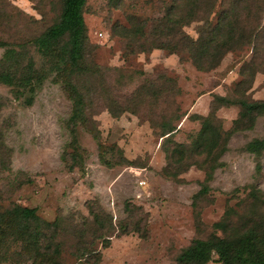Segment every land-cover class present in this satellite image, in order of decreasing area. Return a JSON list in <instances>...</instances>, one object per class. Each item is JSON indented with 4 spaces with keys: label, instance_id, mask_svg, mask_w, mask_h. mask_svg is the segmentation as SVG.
I'll use <instances>...</instances> for the list:
<instances>
[{
    "label": "rangeland",
    "instance_id": "1",
    "mask_svg": "<svg viewBox=\"0 0 264 264\" xmlns=\"http://www.w3.org/2000/svg\"><path fill=\"white\" fill-rule=\"evenodd\" d=\"M61 6L62 0H0V42L7 44L0 45V62L7 48H15L24 51L23 63L32 58L45 72L32 103L0 83V140L6 149V160L0 161V213L16 205L37 208L43 220L57 223L47 236L51 252L60 249L56 261L39 263L30 241L12 238L1 248L0 264H180L183 248L214 232L221 234L214 225L229 207L235 209L230 228L254 218L263 224L264 154L248 152L246 145L264 138V115L253 128L233 133L225 148L221 142L223 151L206 189L205 166L217 152L200 154L195 143L202 127L196 115L209 114L215 95H236L240 69L252 57L251 49L229 52L211 71H200L191 61L159 48L127 55L138 42L130 44L119 26H134L137 16L150 28L164 14L162 2L88 0L84 84L124 102L134 89L167 76L168 92L160 96L157 111L169 108L178 131L171 136L154 131L146 103L140 109L143 119L131 112L115 118L106 103L96 104L100 139L78 127L83 164L71 170L62 157L66 150L74 151L67 127L72 101L32 42L58 17ZM195 27L194 23L185 30L196 36ZM173 83L176 86L169 90ZM240 95L264 99V73L258 72L252 88ZM238 113L237 105L221 106L214 124L229 130ZM100 143L111 164L101 159ZM174 143L186 166L175 178L162 171L167 147L172 149ZM118 149L130 162H114ZM84 251L92 254L82 256ZM208 264L220 263L214 258Z\"/></svg>",
    "mask_w": 264,
    "mask_h": 264
},
{
    "label": "trees",
    "instance_id": "2",
    "mask_svg": "<svg viewBox=\"0 0 264 264\" xmlns=\"http://www.w3.org/2000/svg\"><path fill=\"white\" fill-rule=\"evenodd\" d=\"M87 1L62 0L58 17L32 41L48 61L50 69L57 72L72 101V112L67 127L73 136L69 147L74 151L66 150L62 157L71 170L83 164L81 162L83 148L77 135L78 127L83 126L90 130L96 139H100V129L95 124L94 117L97 115L96 104L106 103L108 111L115 118L131 112L143 119L144 115L140 109L146 103L149 116L147 120L154 131L159 132L161 136H171L178 131L173 121L175 117H172L169 108L157 111L160 96L168 92L166 84L171 81L169 77L159 76L139 86L129 96H124V102H119L113 94L102 96L101 92L90 90L89 86L84 84L82 75L86 68L84 62L88 38L84 10ZM160 1L164 14L155 19L150 28L146 19L137 16H133L137 23L134 26H119V31L130 44H133L131 41L138 42L135 43L136 46L128 48L127 55L134 52L150 53L153 49L159 48L169 54H178L182 61H191L200 71H211L220 66L229 52L245 48L252 51V57L241 66V79L236 84V95L233 97L215 95L209 114L196 115L202 122L195 140L199 153L211 155L217 152L216 157L205 166L207 175L203 189H206L207 182L213 177L214 169L218 166L219 155L223 151L219 149L221 142H225L223 145L225 148L233 133L253 128L257 117L264 115V99H248L240 95L244 89L252 88L258 72L264 73V0ZM194 23L196 36L185 30ZM0 45L7 44L0 42ZM25 58L24 51L7 48L0 62V83L12 87L19 97L24 95L26 101L32 103L45 72L38 70L32 58L23 63ZM175 86L173 83L169 90ZM226 104L237 105L239 113L229 130H221L214 124L215 111ZM172 147V149L167 147V165L162 171L175 178L186 166L183 165L179 146L174 143ZM99 148L103 162L111 164L103 155L105 149L103 143L99 144ZM5 150V145L0 140L1 162L2 159L6 160L2 155ZM246 150L256 156L263 155L264 138L252 139L247 143ZM118 152L119 159L114 162L118 164L130 162L121 149H118ZM203 189L201 193L204 192ZM254 197L260 200L257 195ZM234 213L233 207L227 208L224 217L215 223L214 226L221 234L214 232L209 237L196 239L183 248L178 256L180 264H208L214 258L220 264H264V223L254 218L243 222L241 227L230 228ZM99 216V213H95L96 218ZM54 225L57 223L43 220L38 215L37 208L16 205L13 209L0 213V251L12 238L28 240L37 249L36 257L39 263L44 260L56 261L60 249L56 247L55 253L51 252L50 235L47 236V231ZM90 254L92 253L84 251L82 256L88 257Z\"/></svg>",
    "mask_w": 264,
    "mask_h": 264
}]
</instances>
